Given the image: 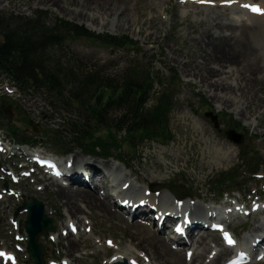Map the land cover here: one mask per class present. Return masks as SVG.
Masks as SVG:
<instances>
[{"label": "rangeland", "instance_id": "rangeland-1", "mask_svg": "<svg viewBox=\"0 0 264 264\" xmlns=\"http://www.w3.org/2000/svg\"><path fill=\"white\" fill-rule=\"evenodd\" d=\"M108 1L121 3L119 13L125 16L123 22L116 19L111 23V18L109 21L90 20L86 17L75 19L74 15L60 6L40 3L19 5L16 0H0V16L7 24L16 25L19 17H32L36 11H41L46 14V28H50L55 20H63L82 26L94 34L127 35L136 40L137 49L114 48L86 38L65 40L60 45L50 46L47 53L53 61L58 60L62 67H73L78 75L98 72L100 77L118 80L129 68L138 71L153 68L155 72H159L154 99L161 91L168 94L167 99L171 101L172 109V140L169 143L157 139L144 141L138 145L136 152L122 144L119 151H111V157L105 160L97 158L95 152L89 156L84 155L66 130L68 123L78 119L75 109L56 104L55 99L44 92L18 95L17 89L6 81L1 83V78L0 105H4L3 110L7 106L10 108L8 114L4 115L2 112L0 115V133L16 141L4 124L8 120L9 126L18 129L23 138L32 142L36 149L57 156L63 155V159L69 156H75L77 160L88 158L101 163L98 167L103 168L110 160L120 159L127 166L124 167V172L131 175V180L136 179L138 186H146L148 189L152 186L153 192H164L178 199L216 206L228 198L230 201L236 199L249 202L260 195V201L264 203V18L253 16L249 20L250 26L239 24L243 26L232 34L235 38L224 43L227 50L238 53L237 66L229 58L230 53L213 51L209 55L213 48L201 47L202 41L207 39L206 32L213 36L230 33L229 27L220 30L214 27L215 24H234L232 17L241 19V13L245 12L243 6L248 3L264 6V0ZM206 67H216L212 72L214 84L219 85L220 89L222 85H227L232 97L236 94L239 97L243 95L242 102L245 101V105L229 101L222 104L224 101H219L214 96L217 91L209 93L198 77V73ZM167 68L174 69V78ZM5 86H9L14 93L9 95L3 92ZM69 88L67 86L66 89ZM154 99L149 102L148 108L155 104ZM220 104L221 108L218 107ZM234 107L237 109L234 110ZM208 112L216 116L217 127L209 117H205ZM227 130L241 134V143L228 140L225 135ZM56 132H60L59 139L52 136ZM95 136L107 138L105 131H99ZM67 148H72L70 153L65 151ZM216 149L228 153L227 156L224 155L226 157L222 162L213 164L212 153ZM6 158L7 155L1 156L0 168L11 167L16 174L31 168L30 164L21 168L25 160ZM41 176L24 177L17 185L11 179H0V191L4 189L5 182L8 189L15 191L14 195L4 196L0 200V249L14 252L17 264L33 262L26 253V241L15 238H26L24 232L14 230L15 223L11 222L13 218L17 224L21 222L20 228H23L26 213L19 212L14 218L16 208L23 203H30L31 197H35L44 204V212L53 219L57 230L67 218L63 202L58 200L52 187L37 191L44 184L39 181ZM95 183L98 184L99 181ZM99 184L105 187V184ZM222 191L229 192L231 196L220 198ZM97 212L95 210L90 219L94 223L95 233L91 234L90 239V235L86 236L80 246L74 249L72 256L64 250L65 239H61L60 243L47 240L44 243L40 236L38 241L45 246L44 259H54L57 263L64 258L70 264H106L114 258L117 250L126 251L124 249L130 246L128 229L134 222L130 223L127 219L125 225L113 216ZM86 215L80 213L79 217ZM253 215L252 218L233 220L228 229L241 241L245 236H251L257 224ZM236 223L244 225L243 230H239L240 226ZM163 236H167L166 233L163 232ZM213 236L220 237L222 241L218 233ZM106 239L113 241L114 248L106 247ZM212 242L219 246L215 241H211V244ZM181 254L183 256L185 253Z\"/></svg>", "mask_w": 264, "mask_h": 264}, {"label": "bare ground", "instance_id": "bare-ground-1", "mask_svg": "<svg viewBox=\"0 0 264 264\" xmlns=\"http://www.w3.org/2000/svg\"><path fill=\"white\" fill-rule=\"evenodd\" d=\"M16 1L19 5L40 3L45 5L52 4L57 7L60 6V8L67 10L71 15H74L75 19H82L86 17L90 20H108L111 18L110 21L108 20L109 22L114 23L113 21L117 19V21L121 23L124 21L125 17L119 13V8L121 7L119 4L121 3L117 4L109 2L108 0ZM255 8L264 10V6L262 5H258ZM246 11V13H241V19L232 17V20L235 22L234 24H215L214 27L220 30L223 27H229L230 29H227H229L230 33L225 35H221L220 33V35L213 36L210 32H206L207 39L202 41L201 47L203 49L213 48L209 55H212L214 52H220L222 54L230 53L231 56L229 55V58H231L233 64L237 66L236 62L239 58L236 56H238V53L229 48V50H227L224 43L235 38L232 34H235V30L243 26H239V24L244 23L250 26L249 20L251 17L260 16V18H264V11H257L254 9L251 10V12L250 10ZM246 29L249 30V27ZM215 68L216 67H206L202 70V72L198 73V77L204 82L203 85L206 87L208 92L213 94L214 90L217 91L218 93H215L214 96L217 100L224 101L222 104L229 101L232 104L240 103V106L245 105L243 104L245 101L242 102L244 99L242 95L243 93L240 94L242 97H239L237 94L232 97L227 85H222L220 89L219 85L214 84L212 72H214ZM220 106L222 105L220 104L218 107L221 108ZM233 109L236 110L237 108L234 107ZM243 109L246 110L244 107ZM248 118L250 119V117ZM227 153L228 152L222 153L216 149V151L212 153L214 159V163H212L215 164L222 162L223 158L227 156ZM67 162H71V173L68 177V181L76 186L69 185V182L68 185H65L59 179L49 178L47 174H44L39 177V181L45 183L42 185L43 187H40L38 190H46L49 187H52V190L55 192L58 200L63 202L67 218H65L64 224L61 223L62 228L60 224V229H58L55 233H51L48 236V240L60 243L61 239H65L66 245L63 247L70 256H72L74 249L80 246L82 240L86 236L90 235V239L92 237L91 234L95 233L94 223L90 221L91 215L95 210L101 215L104 214L113 216L117 221L127 225L126 220L128 218H125L124 213L120 210L121 208H117L114 201L130 200L133 203H137L138 201L145 202V207L143 208L138 206L133 213L131 212L133 216L131 217L132 221H130V223H134H132L128 229V236L130 239L128 243L130 246H127V248L124 249L126 251L117 250L114 258L112 257V260L124 259L127 260L129 264H141V262H145V264H239L238 261L230 257L234 248L226 247L223 241H220L219 238L213 236L214 233H210L209 229L201 227L195 228L196 230L194 232H188V234L192 233L189 241L186 242V244L183 243V245H179V247L173 246L175 243L179 244V238L170 240V238H166L161 234V230L170 227L174 223H179L181 231L185 230L187 222L195 223V227H199L201 225L199 224V220H202L199 217H207L209 213H213V209L217 208H212L211 206L206 207L188 200H185L181 205H177L175 203L177 200L164 192L157 196L153 193L147 194V187L138 186L136 179L131 180V175L124 172L125 166L115 159L107 162L105 164V168L98 167L101 163L99 164V162L88 158L77 160L75 156H69L63 161L64 164ZM97 178L99 183H102L103 185L105 184V187L99 183V185L95 183L98 182L96 181ZM126 184L127 187L124 188L123 186ZM99 186L102 187L99 188ZM111 199L112 202H114V205L110 202ZM151 205L155 207L156 212H151L149 208ZM182 212H184L185 217L180 216ZM80 213L85 215L87 213V215L79 217ZM253 213V218L257 221V224L255 225L256 227L253 228L254 232L251 233L250 237H244V239L240 241V246L253 243L256 238L260 239L259 246H264V237L259 235V232L264 230V220L260 218V215L264 214V209L257 208L253 211ZM231 214L232 213H228V215ZM234 214L237 215L240 214V212L237 211ZM152 216L153 219H151ZM177 217L182 219L178 220L176 219ZM151 220H153L152 223H148V221ZM127 221H129V219ZM151 225L156 226L157 228L154 230ZM228 227V223H224V229H227ZM63 236L65 238H63ZM100 240L97 241L99 242ZM43 241L44 243L46 242L45 240ZM211 241H215L219 246H216L213 242L212 245ZM181 253L185 254L182 256ZM6 254L13 258L11 254ZM256 257L257 256L255 254L253 260L251 262H247L246 264H264V257ZM77 258H75L76 262L78 261ZM13 259L16 264L15 257ZM12 260L10 262H12ZM47 264L56 263L48 260Z\"/></svg>", "mask_w": 264, "mask_h": 264}, {"label": "trees", "instance_id": "trees-1", "mask_svg": "<svg viewBox=\"0 0 264 264\" xmlns=\"http://www.w3.org/2000/svg\"><path fill=\"white\" fill-rule=\"evenodd\" d=\"M45 17V12L36 11L34 16L19 17L16 25H9L0 16L1 78L14 84L23 95L44 92L53 97L56 104L75 109L78 119L68 123L66 130L84 154L95 152L108 158L111 151H119L122 144L131 150L148 139L171 140L172 109L166 91L155 98L154 105L147 107L154 96L158 72L152 68L141 71L129 68L118 80L100 77L98 72L78 75L73 67H62L47 53L50 46L60 45L67 39L86 38L120 49L135 48L138 45L135 40L127 35L94 34L63 20H55L46 28ZM168 70L174 78L175 71ZM99 131H105L107 138L96 137ZM12 134L26 142L19 132ZM59 135L60 132H56L52 136L59 139ZM71 150L65 149L66 152Z\"/></svg>", "mask_w": 264, "mask_h": 264}, {"label": "water", "instance_id": "water-1", "mask_svg": "<svg viewBox=\"0 0 264 264\" xmlns=\"http://www.w3.org/2000/svg\"><path fill=\"white\" fill-rule=\"evenodd\" d=\"M206 116L211 115L206 114ZM226 135L228 139L233 140L236 143L241 142L242 136L236 135L232 130L227 131ZM23 209L27 211L24 230L28 235L27 252L29 258L34 261V264H45L42 257L44 247L38 242V238L40 236L46 238L47 232L54 231L55 227L52 224V220L45 215L43 204L37 201L34 197L31 198L30 203L23 204L21 208L15 211V213ZM112 264H127V262L123 260L122 262L117 261Z\"/></svg>", "mask_w": 264, "mask_h": 264}, {"label": "snow or ice", "instance_id": "snow-or-ice-1", "mask_svg": "<svg viewBox=\"0 0 264 264\" xmlns=\"http://www.w3.org/2000/svg\"><path fill=\"white\" fill-rule=\"evenodd\" d=\"M254 10H257V11H264V10L259 9V8H254ZM230 242H232V241H230Z\"/></svg>", "mask_w": 264, "mask_h": 264}]
</instances>
